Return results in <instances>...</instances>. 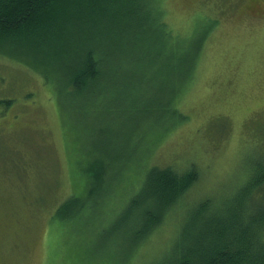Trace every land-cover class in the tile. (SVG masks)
<instances>
[{
  "label": "rangeland",
  "instance_id": "obj_1",
  "mask_svg": "<svg viewBox=\"0 0 264 264\" xmlns=\"http://www.w3.org/2000/svg\"><path fill=\"white\" fill-rule=\"evenodd\" d=\"M157 5L170 41L188 51L172 77L182 117L174 125L148 123L151 130L144 135L157 141L146 143V154L137 150L131 156H143L149 167L199 170L201 178L186 196L188 206L234 188L247 175L250 159L264 154V0H157ZM144 64L135 61L123 74L147 72ZM116 90L125 99L131 93L125 86ZM57 94L58 88L21 61L0 54V99L11 101L0 106V264L165 262L187 207L171 209L140 239L134 234L139 227L133 225V187L102 203L91 193L82 210L60 216L58 209L79 189L71 181L73 159L108 160L113 149H130L124 134L136 115L117 107L106 111H115L106 119L89 108L78 121L63 118Z\"/></svg>",
  "mask_w": 264,
  "mask_h": 264
},
{
  "label": "trees",
  "instance_id": "obj_2",
  "mask_svg": "<svg viewBox=\"0 0 264 264\" xmlns=\"http://www.w3.org/2000/svg\"><path fill=\"white\" fill-rule=\"evenodd\" d=\"M148 21L155 23L154 29ZM168 36L157 0H0V54L21 61L45 83L58 88L61 96L57 94L56 101L63 118L78 121L89 108L103 118L115 112L106 111L117 107L136 115L124 134L127 140L123 143L130 149H113L108 160L97 155H90L86 162L73 159L71 181L79 189L58 209L60 216L82 210L91 193L102 203L133 187V225L139 227L136 238L159 227L171 209L187 207L178 242L167 249L164 258L168 260L158 264H264V154L250 159L247 175L234 188L188 206L186 196L198 184L199 170L149 167L143 156H131L137 150L146 154V143L157 141L144 135L151 130L148 123L174 125L182 117L175 106L172 77L178 59L188 51ZM122 57L121 64L117 60ZM135 61H143L148 71L124 75L123 69H130ZM158 80L162 83L156 88ZM118 86L131 90L126 99L114 93ZM10 103L0 99L2 107ZM141 113L146 124L142 133V125L137 128L142 124Z\"/></svg>",
  "mask_w": 264,
  "mask_h": 264
}]
</instances>
